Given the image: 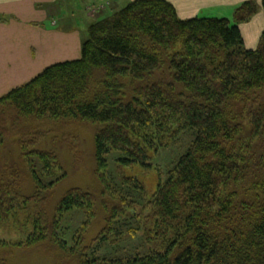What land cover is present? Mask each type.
Instances as JSON below:
<instances>
[{
    "label": "trees",
    "instance_id": "1",
    "mask_svg": "<svg viewBox=\"0 0 264 264\" xmlns=\"http://www.w3.org/2000/svg\"><path fill=\"white\" fill-rule=\"evenodd\" d=\"M260 8L264 0L241 3L233 22L181 19L168 0H132L89 25L80 58L0 97V158L9 137L20 149L18 162L0 164V229L18 232L0 238V251L41 245L53 258V246L76 264H264V31L247 49L240 29ZM76 124H97L98 183L69 189L51 214L66 173L54 150L36 146L58 131L80 157ZM187 131L193 139L150 196L141 180L123 178L146 198L138 213L132 193L108 178L107 156L151 166ZM76 210L86 220L67 237ZM98 213L104 226L88 241ZM134 216L153 247L100 255L102 244L137 233L124 229Z\"/></svg>",
    "mask_w": 264,
    "mask_h": 264
},
{
    "label": "rangeland",
    "instance_id": "2",
    "mask_svg": "<svg viewBox=\"0 0 264 264\" xmlns=\"http://www.w3.org/2000/svg\"><path fill=\"white\" fill-rule=\"evenodd\" d=\"M131 1L132 0H116L111 7L109 5L106 6L104 14L112 13L115 10L124 7ZM107 2L108 1L103 2V5L108 4ZM96 5L99 4L97 3ZM103 5L95 7L91 12L96 13L97 11L103 10ZM56 6L57 12H59V10L69 12L71 11L72 7L70 5V2H64L62 0H59ZM218 11L219 8L206 9L199 17H217L218 15H220L218 14ZM259 12H262L264 14L262 8L259 9L258 13ZM77 13L78 14L74 17H65L66 22L61 24L62 27L64 24L66 25V27L64 26L65 28H73V38L62 40L63 42L58 47L56 58L52 62L44 66L42 68V71L52 64L78 59L82 56L83 43L88 37V27L94 20L89 19L86 15H82L81 9L78 10ZM263 14L260 15L261 19ZM227 18H229L233 22L234 14L232 17L227 16ZM247 22L249 23L250 21ZM44 25L45 24H42L43 27ZM46 25L49 24L46 23ZM61 25H57V28L61 29ZM257 30L261 35L264 31V27L261 29V26L258 24ZM75 31H78L79 34ZM260 35L258 39L260 38ZM248 45H251V42L245 46L247 49H255L258 46L257 45L255 48H251ZM72 127H75L79 131V135H77L81 141L80 157L76 159L73 157L69 145L63 140V135L61 133H57L58 131L50 132L49 134H47L36 146V148L38 149L54 150L59 156L61 165L66 173V175L54 186L52 194L50 196L48 210L51 214L54 212V209L59 203L60 199L69 189L80 187L83 189H91L92 191H95V186L98 183V161L96 157L95 143V134L98 129L97 124H76ZM192 139L193 134L191 132H184V134L176 143L174 142L172 145L159 152V154L152 162L151 166H143L140 163H136L131 166L123 165L119 160V158L123 155L119 152H112L107 156L108 165L104 168V170L106 171L108 178L112 181L113 184L117 185L118 187H123L125 191L132 193V196L137 202V208H139L137 209V212L141 213L140 206H142L141 204L144 203L146 198L143 196V194H140L139 192L137 193V191L133 192L129 189V187L124 186L122 184L123 178L128 176H134L138 178L144 183L147 193L150 196L156 190L158 183L165 179L166 171L186 150ZM14 140L15 138L12 137L7 138L4 146V152L0 158L1 165H4L6 163L12 165L13 163L18 162L20 149L18 148ZM26 184L29 185L30 183L28 182ZM32 189V186L31 188H28L27 186L26 192L30 193ZM102 218L103 214L98 213L96 219L93 221V224L90 227V231H88V241L97 236L103 228L104 221ZM84 220H86V214H84L80 210L69 213L64 222L65 227L68 230L67 237H71L74 231L84 222ZM124 224L125 230H129L130 228L137 229V233L133 235L127 233L122 240V243L116 246L107 247V245L102 244V250H99L100 255H105V253L109 252L110 254H128L130 252L132 253L134 250H141L142 252H145V250L148 251L150 247H153V245L146 243V241L144 240L143 230L139 228V223L136 216L129 217L127 222ZM14 225L12 227H14ZM17 237L18 232L10 226H6L0 229V238L14 241ZM48 248V251L52 253L53 258L45 254V248L41 247V245H37L30 248H8L6 250H2L0 251V260L4 259L2 264H4L5 261L6 264H76L74 261L70 260L68 262L63 257L60 258L59 256H62L60 254L61 252L59 251V253L58 251L56 252L55 250H53V246Z\"/></svg>",
    "mask_w": 264,
    "mask_h": 264
},
{
    "label": "crops",
    "instance_id": "3",
    "mask_svg": "<svg viewBox=\"0 0 264 264\" xmlns=\"http://www.w3.org/2000/svg\"><path fill=\"white\" fill-rule=\"evenodd\" d=\"M58 1L0 0V97L38 75L44 66L56 58L62 40L73 38V28L61 25L66 22L65 17H74L81 9L82 15L95 20L105 13L107 5L111 7L116 0H62L70 2L72 7L69 12H57ZM106 1L108 4L103 5ZM168 1L174 4L178 15L184 19L201 16L204 10L211 8H219L220 17H232L236 8L248 0ZM255 1L261 3V0ZM97 3L99 5H96ZM100 4L104 9L92 13L91 11L101 6ZM262 14L259 12L249 23L240 24L245 45L251 42V45H248L251 48L259 44L260 33L257 29L258 24L261 29L264 27V14L262 19L260 18ZM42 24H45L44 27ZM59 24L61 29L57 28Z\"/></svg>",
    "mask_w": 264,
    "mask_h": 264
}]
</instances>
